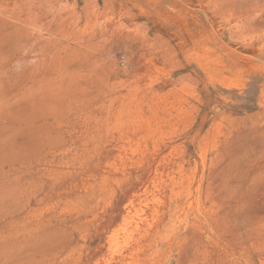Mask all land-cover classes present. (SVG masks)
Returning a JSON list of instances; mask_svg holds the SVG:
<instances>
[{
    "label": "rangeland",
    "instance_id": "374dc122",
    "mask_svg": "<svg viewBox=\"0 0 264 264\" xmlns=\"http://www.w3.org/2000/svg\"><path fill=\"white\" fill-rule=\"evenodd\" d=\"M0 264H264V0H0Z\"/></svg>",
    "mask_w": 264,
    "mask_h": 264
},
{
    "label": "built area",
    "instance_id": "2783aa9c",
    "mask_svg": "<svg viewBox=\"0 0 264 264\" xmlns=\"http://www.w3.org/2000/svg\"><path fill=\"white\" fill-rule=\"evenodd\" d=\"M119 62L123 66L124 65V57H120Z\"/></svg>",
    "mask_w": 264,
    "mask_h": 264
}]
</instances>
